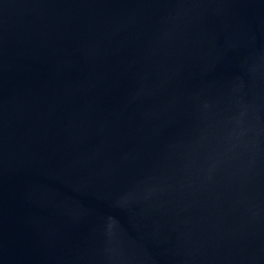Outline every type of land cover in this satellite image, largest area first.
Listing matches in <instances>:
<instances>
[{"label": "water", "instance_id": "obj_1", "mask_svg": "<svg viewBox=\"0 0 264 264\" xmlns=\"http://www.w3.org/2000/svg\"><path fill=\"white\" fill-rule=\"evenodd\" d=\"M0 264H264V0H0Z\"/></svg>", "mask_w": 264, "mask_h": 264}]
</instances>
